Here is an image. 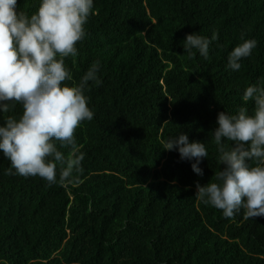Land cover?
Returning <instances> with one entry per match:
<instances>
[{
  "label": "trees",
  "instance_id": "obj_1",
  "mask_svg": "<svg viewBox=\"0 0 264 264\" xmlns=\"http://www.w3.org/2000/svg\"><path fill=\"white\" fill-rule=\"evenodd\" d=\"M17 7L31 15L38 0ZM84 27L65 64L78 81L99 60L103 83L86 93L93 120L74 133L81 182L5 175L0 155V264H264V217L241 209L225 218L195 197L196 183L223 168L211 133L217 113L234 114L244 89L264 80V0H94ZM196 32L219 34L207 60L183 49ZM241 35L257 47L231 71ZM180 132L205 144L203 176L163 150Z\"/></svg>",
  "mask_w": 264,
  "mask_h": 264
},
{
  "label": "clouds",
  "instance_id": "obj_2",
  "mask_svg": "<svg viewBox=\"0 0 264 264\" xmlns=\"http://www.w3.org/2000/svg\"><path fill=\"white\" fill-rule=\"evenodd\" d=\"M93 4L94 0H38L29 15L17 7V0H0V117L14 112L17 104L22 109L0 123V155L10 163L5 175L38 176L48 186L81 182L85 154L74 133L81 122L94 118L86 93L91 85H102L101 63L94 61L73 81L65 58L78 56L76 45L86 36L84 26ZM240 39L227 56L231 71H239L241 61L257 47L255 39ZM218 40V32L210 37L196 32L186 34L182 45L189 58L198 52L207 60ZM241 100L243 106L234 114L217 113L211 133L223 168L215 171L214 180L203 186L196 183L195 197L222 210L225 218H235L244 209L249 219L264 217V80L249 84ZM162 144L163 150L176 151L180 160L191 162L195 174L204 175L199 167L208 156L203 142H190L180 132ZM60 149H68L67 154Z\"/></svg>",
  "mask_w": 264,
  "mask_h": 264
}]
</instances>
